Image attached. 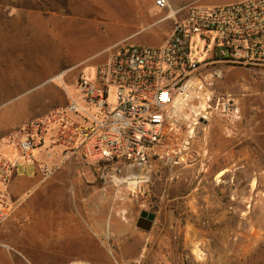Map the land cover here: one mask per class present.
Wrapping results in <instances>:
<instances>
[{
    "label": "built area",
    "instance_id": "1",
    "mask_svg": "<svg viewBox=\"0 0 264 264\" xmlns=\"http://www.w3.org/2000/svg\"><path fill=\"white\" fill-rule=\"evenodd\" d=\"M159 10L169 0H155ZM174 25L158 45L120 43L76 82L79 97L53 107L0 139V225L13 213L10 185L19 165L38 161L39 152L60 148L56 163L39 161L44 179L76 156L97 165L108 179L126 170L144 172L158 160L171 167L210 168L213 156L196 143L197 129L215 117L235 125L242 116L241 92L222 90L225 66L264 67V0L222 5L189 3L161 19ZM205 41L201 60L195 54ZM203 54V53H201ZM113 89V91H112ZM86 102L91 107H86ZM140 174V173H139ZM142 175V174H140ZM0 246H8L0 241ZM67 264H89L74 259Z\"/></svg>",
    "mask_w": 264,
    "mask_h": 264
},
{
    "label": "rangeland",
    "instance_id": "2",
    "mask_svg": "<svg viewBox=\"0 0 264 264\" xmlns=\"http://www.w3.org/2000/svg\"><path fill=\"white\" fill-rule=\"evenodd\" d=\"M96 2L115 5L117 0ZM0 3V87L6 90L13 84V73L9 72V63L13 60V0H0ZM33 5L50 8L48 0H34ZM33 11L34 19L40 20V12ZM25 12L27 11L22 9L16 11L18 14ZM159 16L160 14L150 11L139 19L125 16L109 22L99 21L97 25L90 26L77 14L70 13L68 18L75 23L65 29L64 34L60 33V40L64 35L67 38L73 37L81 42L82 47L78 53L67 52L64 55L65 51L59 52V57L53 59V67L62 70L66 66L65 61L74 60L81 53L91 55L97 48L112 45L122 39L124 34L134 31L137 32L120 43L156 45L174 25L172 18L151 23ZM205 45L208 46L207 50L211 48L205 41L200 40L197 43L199 50L195 54L199 60L209 53L203 51ZM46 47V50L41 51L50 52L49 47ZM106 54L105 51L95 54L79 67L85 68L86 76L93 77L97 64ZM79 67L78 69L81 68ZM225 68L226 75L219 83V88L237 91L231 81L237 68L228 65ZM245 71L243 77L256 83L260 89L259 94H264V67L245 68ZM73 72L74 70L65 71L51 80L61 87L68 98L69 94L80 96L76 91L75 81L67 79ZM248 94V89H241L242 97ZM3 96L5 95H2V99ZM260 101L264 104V97ZM9 103L0 105V109ZM82 103L91 107L86 102ZM263 118L259 114L257 120L258 146L263 147L258 148L257 154L243 155L246 167L237 171L240 179L237 175L235 181L233 179L235 183L231 182L225 187L215 184L213 191L229 200L232 212L236 211L237 216L233 219L235 231L226 238L227 242L240 244V250L232 253L237 259L235 264H264V129L260 128L264 124ZM240 119H244L243 114ZM204 130V126L197 129L196 143L202 146H206ZM211 155L214 160L217 159L216 154ZM248 162H252L254 168H250ZM18 168L19 172L22 171L23 165ZM109 168L106 169L108 179H104L97 165L73 156L60 164L47 179L42 175L38 176L40 184L25 191L24 200L14 202L13 213L17 210L29 211L24 212L26 217L16 218L19 230L14 231L13 227V253L22 252L34 264H61L69 255L93 256L97 248L96 256L92 260L86 258L89 264H203L216 256V244L224 246L225 243L220 241V229L224 224L222 220L210 219L208 223L207 219H203L204 227L209 228V231H203L202 240L200 236H195L197 239H194L190 226L185 232L183 227L186 218L180 217L175 221L165 213L170 209L171 195L186 194L196 186V182L192 180L195 176L182 173L187 167H171L161 162H153V166L144 172L137 169L135 173L145 175L146 180L136 187L129 181H124L127 180L126 170L118 174V181ZM33 171L34 162L30 161L27 163V172L31 175ZM217 175L214 181H217ZM254 179L257 185L253 189ZM177 183L180 184L175 187ZM58 205L63 207L61 211L56 209ZM143 209L160 214L150 230L137 225ZM108 217L117 219L121 227L118 230H106L102 224ZM175 225L182 229L178 228V232H175L173 228L171 232L170 227ZM1 227L2 225L0 232H3ZM6 242L9 243V240L6 239Z\"/></svg>",
    "mask_w": 264,
    "mask_h": 264
},
{
    "label": "crops",
    "instance_id": "3",
    "mask_svg": "<svg viewBox=\"0 0 264 264\" xmlns=\"http://www.w3.org/2000/svg\"><path fill=\"white\" fill-rule=\"evenodd\" d=\"M95 1L48 0L50 8L44 9L34 6V0H13V51H11L13 60L9 63V68L11 69L9 72L13 73V84L6 90L0 87V105L10 102L7 106L0 109V139L24 123L43 115L51 108L65 105L68 102V97L65 96L64 91L57 83L51 81L52 78L61 75L65 71L74 70L67 79L76 83L81 73L85 71V68L80 66L81 69L79 67L82 62L90 59L95 54L107 52L97 64L98 66L107 59L109 54L120 44L121 40L137 32L126 33L122 36V39L107 47L97 48L91 55L81 53L78 54L76 59L68 60V62L64 59L66 66L61 68L62 70H58V68L53 67L52 63L53 59L59 57V52L65 51L64 55L67 52L78 53L82 47L81 42L73 37L67 38L64 35L60 40V33L64 34V30L75 23L72 22L73 19L68 18V14L75 13L81 17L80 19L83 18L85 23L93 26L97 25L99 21L109 22L125 16L130 19H139L145 16L147 12L154 11V13L160 14L157 19L151 22L154 23L164 20L161 17L168 13L169 10H178L192 2L205 5H222L242 0H169V6L165 10L157 9L155 0H117L115 5L95 3ZM20 9L27 12L16 13ZM33 10L40 12V20L34 19L32 16ZM172 28L173 26L163 38L157 41L156 45L164 42L171 33ZM46 46L50 49L48 53L41 51L46 50ZM236 68L235 75L231 78L236 90L238 92H241L242 88L249 90V94L246 97L241 95V110L244 119H240L235 125H230L224 117H215L207 123L203 137L208 152L216 154L217 159L212 160L208 171L203 173H199L196 167L184 169L182 173H190L195 176V179L192 178V180L196 182V186L186 194L176 193L171 195L170 209L165 211L175 221L180 217L186 218L183 228L186 232L187 227L190 226L192 228L190 233H192L194 239H197L195 236H200L203 240V231H209V228L204 227L203 219H207L208 223L210 219H219L224 222L220 229V234L222 235L220 241L225 244L223 243L224 246L216 244L214 248L217 253L216 256L211 261H205L203 264H235L237 261L236 256L232 253L240 250L238 247L240 244L226 241V238L235 231L236 227L233 219L237 216L236 211L232 212L229 200H226L223 195L219 196L213 192L214 186L216 184L220 187H225L234 182L235 177L239 175L237 171L246 167L243 155L257 154L259 152L258 148L263 147V145L258 146L257 120L259 114L260 117H264V104L260 101L263 99L264 94H259L260 89L256 83H252L243 77V74L246 73L245 68L251 67L238 66ZM2 95H5L3 99ZM262 121L264 122V118ZM260 128L264 129V124ZM59 158L60 148L51 154L41 150L38 161H34L33 174H28L27 163L23 165L22 171L19 172L18 168L10 185L13 201L24 200L26 194L23 197V193L31 189V187L36 188L40 184V179L38 178V176H41L38 168L40 160L54 163ZM153 162L160 161L155 159ZM248 164L250 168H254L252 167V162H248ZM216 174H218V177L216 176L217 181H214ZM237 178L240 179V175ZM179 184L177 183L175 187L179 186ZM28 211L27 209L17 210L2 224L1 230L3 232H0V241L8 246H0V264H34L22 252L13 253V227L14 231L19 230L17 228L19 222H17L16 218L26 217L25 213H28ZM154 213L156 214L155 219L160 217V214ZM173 228L175 232L176 230L178 232V228L179 230L182 229L178 225L171 226V232H173ZM6 239L9 240V243L6 242ZM175 248L177 252V246ZM96 253L97 248L93 256L91 254L87 256L69 255L63 259L61 264H67L74 259L87 260L86 258H90L92 260Z\"/></svg>",
    "mask_w": 264,
    "mask_h": 264
},
{
    "label": "bare ground",
    "instance_id": "4",
    "mask_svg": "<svg viewBox=\"0 0 264 264\" xmlns=\"http://www.w3.org/2000/svg\"><path fill=\"white\" fill-rule=\"evenodd\" d=\"M218 177V176H217ZM146 176L145 175H140V174H131L130 177H129V182L131 184H133L135 187L136 185H138L140 182L142 181H145L146 179ZM219 179V178H218ZM256 179H254L252 181V187L253 189L256 188ZM131 186V185H130ZM62 200V199H61ZM58 202V201H57ZM57 206V205H56ZM63 208V207H62ZM61 206L58 205V207L56 208L57 210H62ZM103 227L106 229V230H110V229H119L121 227V223L115 219V218H109L105 220V222H103ZM107 232V231H106ZM198 248V247H197Z\"/></svg>",
    "mask_w": 264,
    "mask_h": 264
},
{
    "label": "water",
    "instance_id": "5",
    "mask_svg": "<svg viewBox=\"0 0 264 264\" xmlns=\"http://www.w3.org/2000/svg\"><path fill=\"white\" fill-rule=\"evenodd\" d=\"M155 218L156 214L154 212L143 209L138 218L137 225L141 228L149 230L151 229Z\"/></svg>",
    "mask_w": 264,
    "mask_h": 264
},
{
    "label": "flooded vegetation",
    "instance_id": "6",
    "mask_svg": "<svg viewBox=\"0 0 264 264\" xmlns=\"http://www.w3.org/2000/svg\"><path fill=\"white\" fill-rule=\"evenodd\" d=\"M139 218V217H138Z\"/></svg>",
    "mask_w": 264,
    "mask_h": 264
}]
</instances>
